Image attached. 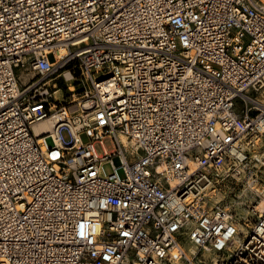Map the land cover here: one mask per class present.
I'll use <instances>...</instances> for the list:
<instances>
[{"label": "built area", "instance_id": "2783aa9c", "mask_svg": "<svg viewBox=\"0 0 264 264\" xmlns=\"http://www.w3.org/2000/svg\"><path fill=\"white\" fill-rule=\"evenodd\" d=\"M249 183L264 0H0V264H264Z\"/></svg>", "mask_w": 264, "mask_h": 264}, {"label": "rangeland", "instance_id": "374dc122", "mask_svg": "<svg viewBox=\"0 0 264 264\" xmlns=\"http://www.w3.org/2000/svg\"><path fill=\"white\" fill-rule=\"evenodd\" d=\"M70 82L68 81V84ZM61 87H62V91H58L55 93V97H57V99L61 100V101H69L71 100L73 97L72 95L68 92V91H71L70 89L67 91V88L65 87V83H64V80L61 79ZM61 94H60V93ZM57 94V95H56ZM61 95V96H60ZM76 100V97L74 96V98ZM61 135H62V138L64 140H68L69 139V133L67 130H63L61 132ZM81 139L83 141H87L88 140V137L85 133H82L80 135ZM103 170L106 174H110L113 172V168H112V165L110 163L108 164H105L103 166ZM118 174L123 177L124 176V171L123 169H118ZM242 188L241 186H239V188L236 190L235 194H234V200H232L231 202L227 203L226 206L230 207L231 209H235L237 210L238 214L241 213V212H244L245 213V210H246V204H247V201L248 200V194L247 196H245V192H248L247 190L245 191H240L239 189Z\"/></svg>", "mask_w": 264, "mask_h": 264}, {"label": "bare ground", "instance_id": "6f19581e", "mask_svg": "<svg viewBox=\"0 0 264 264\" xmlns=\"http://www.w3.org/2000/svg\"><path fill=\"white\" fill-rule=\"evenodd\" d=\"M65 52H66V49L65 48H62L61 54H64ZM65 76L66 77H69V74L67 72H65ZM69 89L71 91H73V86L70 83H69V88L67 90H69ZM85 103H86V105H88L87 102H85ZM51 126H52V120L51 119H46V120L40 121L38 124H36L34 126V129H35V132L36 133H39L41 131H48V130H50L51 129ZM40 141H42V138H40ZM241 187L242 188L239 189L240 191H245V190L248 191V192H245V196H247V194H248V197H247L248 200H251L252 202H257V204H258L257 208L258 209H263L264 208V201L262 200V198L257 197L256 192H254L255 191L254 186L250 185V183H249L248 185H243ZM226 208H230V207L226 206ZM230 210H235V209H231L230 208ZM239 214L241 216H246V215L254 214V213L252 211H250L246 207L245 213L244 212H241ZM239 223H240V226H241L242 225L241 222H239ZM240 241H241V239L238 238V242H240Z\"/></svg>", "mask_w": 264, "mask_h": 264}]
</instances>
